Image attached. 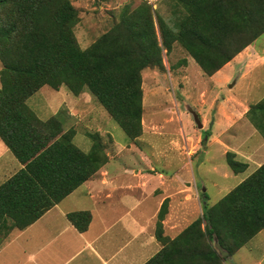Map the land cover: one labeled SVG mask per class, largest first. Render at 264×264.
<instances>
[{"label": "trees", "instance_id": "trees-1", "mask_svg": "<svg viewBox=\"0 0 264 264\" xmlns=\"http://www.w3.org/2000/svg\"><path fill=\"white\" fill-rule=\"evenodd\" d=\"M175 2L169 20L145 0L125 4L82 48L72 0H0V138L23 165L0 184V225L11 221L6 230L36 220L107 160L97 133L87 134L92 143L83 151L73 143L74 128H64L61 110L42 120L27 105L42 86H65L73 95L87 91L134 139L142 131L141 70L163 69V50L180 44L211 75L264 32V0ZM246 116L264 139V97ZM226 163L234 173L247 167L231 151ZM166 206L164 199L154 230L163 247L144 264H221L225 257L213 242L230 256L264 230V162L216 202L203 204L201 215L173 239L163 235ZM67 218L84 231L90 212Z\"/></svg>", "mask_w": 264, "mask_h": 264}, {"label": "rangeland", "instance_id": "rangeland-1", "mask_svg": "<svg viewBox=\"0 0 264 264\" xmlns=\"http://www.w3.org/2000/svg\"><path fill=\"white\" fill-rule=\"evenodd\" d=\"M72 1L80 17L73 29L82 48L95 41L109 27V14L120 12L125 4L131 7L137 4L121 0ZM157 10L163 15L170 13L168 4L157 6ZM170 26L173 27V23ZM254 46L264 50V33L257 37ZM235 47L228 46V49ZM161 55L163 69L145 67L141 70L142 131L134 139L128 138L87 91L73 95L65 86L55 91L44 85L28 98L27 105L39 118L46 120L60 104L63 126L74 128L73 143L80 149L88 151L90 148L92 139L87 134L99 135L107 156V164L102 165L104 168L121 173L130 185H135L140 177H146L148 190L156 188V178L168 181L170 177L174 178L183 195L186 194L183 189L188 190V195L183 197L185 203L195 214H200L203 204H213L244 179L248 172L257 168L250 163L247 172L233 173L226 163V152L233 146L239 147V151L249 152L247 160L252 162L251 155H256V150L260 148L257 140L264 143L260 132L250 124L255 128L251 132L256 135L250 138L251 132L239 123L230 125L231 130L219 132L213 118L216 112L227 114L226 110L234 107L233 104L241 109L244 100L253 104L262 99L264 78L260 81L256 79L264 71L259 64L255 68L250 67L248 71L252 70L251 73L229 88L228 81L234 75L233 71L227 74L230 76L222 84L211 81L178 43L168 53L163 50ZM258 82H261L259 87L250 86ZM50 94L55 95L52 101L49 100ZM194 114L199 118L201 127L195 122ZM226 125L221 128L226 129ZM216 134L219 137L212 138ZM236 159L239 160L238 157ZM203 193L208 195V199H204ZM220 256L225 257L221 264H264V230L256 233L233 255Z\"/></svg>", "mask_w": 264, "mask_h": 264}, {"label": "crops", "instance_id": "crops-1", "mask_svg": "<svg viewBox=\"0 0 264 264\" xmlns=\"http://www.w3.org/2000/svg\"><path fill=\"white\" fill-rule=\"evenodd\" d=\"M141 1L143 0H121L120 2L139 3ZM145 1L151 3L157 15L164 20L175 16L171 12L177 5L175 0ZM162 4L169 5V14L163 15L158 12L157 6ZM180 12H183L182 8ZM114 15L115 12L109 14V25ZM254 41L236 53L214 73L208 75V78L217 84H222L228 80L230 75L227 74L233 71L234 75L228 81L229 88H232L242 77L251 73L252 70L248 71V68H255L259 64L264 71V50L255 47ZM261 78H264V73L256 80L260 81ZM260 83L250 86L256 88ZM50 96L49 100L52 101L55 95L50 94ZM243 104L241 109H237V105L233 104L234 107L226 110L227 114L219 112L214 114L213 123L219 132L231 130L230 125L236 123L241 124L247 131H255V128L250 127L252 124L246 116L250 103L247 104L244 100ZM58 105L55 107L57 111L60 107V104ZM222 125H226V129L221 128ZM254 136L256 135L251 132L250 138ZM216 137H219L218 134L212 138ZM257 144L260 148L256 150V155H251L252 162L247 160L249 152L239 151L237 149L239 147L235 146L232 150L230 149L236 155L235 158L238 157L240 161L247 163L244 172L249 170L250 163L258 167L264 161V153L260 154L264 151V143L257 140ZM22 166L0 138V184ZM249 173L251 172H248V175ZM177 177L180 178L179 174ZM169 179L170 181L156 178L154 184L156 188L148 190L146 177L144 179L140 177L139 181L134 183L135 185H130L128 179H123L121 173L102 166L88 180L27 226L6 230L5 227L9 226L11 221L7 220L4 225L1 221L0 264L146 263L163 247L155 237L154 230L157 213L164 199L167 200V210L162 220L163 235L170 239L176 237L201 215V213L195 214L196 212L188 207L189 204L185 203L183 197L188 195V190L183 189L186 191L183 195L180 192L182 189H178V181L171 177ZM84 210L90 212V220L87 228L79 231L67 218V214Z\"/></svg>", "mask_w": 264, "mask_h": 264}, {"label": "water", "instance_id": "water-1", "mask_svg": "<svg viewBox=\"0 0 264 264\" xmlns=\"http://www.w3.org/2000/svg\"><path fill=\"white\" fill-rule=\"evenodd\" d=\"M194 120H195V122L198 124L199 127L202 126V124H201V122H200V120H199V118L197 117L196 114H194ZM213 243H214V247H215V249H216V251L218 252L219 255L224 256V255L228 254V252H227L226 250L222 249V248L217 244L216 241L213 242Z\"/></svg>", "mask_w": 264, "mask_h": 264}]
</instances>
